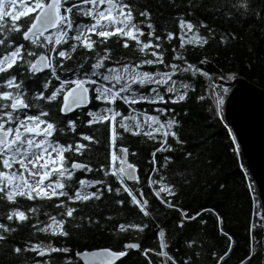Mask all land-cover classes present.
Returning <instances> with one entry per match:
<instances>
[{
    "label": "trees",
    "instance_id": "obj_1",
    "mask_svg": "<svg viewBox=\"0 0 264 264\" xmlns=\"http://www.w3.org/2000/svg\"><path fill=\"white\" fill-rule=\"evenodd\" d=\"M131 6L134 16V22L142 21L144 18L139 16V11L147 9L150 13L151 22L155 28V35L162 37V46L167 49L164 59L168 62L183 65L182 61H172V48H179L178 18L183 17L187 21H191L194 25L203 22L208 28L215 32V36L203 47L185 45V59L210 74L204 77L199 74L192 76L189 73H177L173 77L174 80L190 84L186 100L184 102L160 105L140 104L134 107L142 112L150 115H156L154 108L171 109L165 111L161 117L162 120L175 117L180 121V127L175 129L179 132V137L184 140L183 145L176 146L171 137L168 142L176 147L174 152H157L156 153V172H152V156L151 152L159 144L148 140L143 135L133 136L129 133H123L122 137L116 141V150L120 146L127 147L129 153L135 152L136 155L129 154V161L137 166L140 177V184L135 182L128 183L129 187L141 189L144 198L148 201V211L151 217H144L139 210L129 203L130 198L127 193L121 191L117 196L116 192L104 191L100 200H91L85 203L71 204L69 206L77 208L73 214L75 219L63 217L65 219L64 229L70 235L61 237L53 236L50 240L44 239V232H39L32 228L33 224L37 228H41L45 223L50 222L48 216H57L61 218L59 213L62 209L53 208L51 201L46 200H26L17 197V204H10L6 200H0V224L15 228L16 231L4 233L0 229V235L6 237L0 241V264H43L48 261L49 264H65V261H76L77 251L100 249L109 247L112 250H121L124 243H138L140 249L137 251H129V255L125 258V264H148L151 260L152 264H159L158 258L153 251L146 253L147 259L140 253L143 249H152L159 251V237L157 225L165 230V239L168 244L166 251L171 254L177 264H183L185 259L190 260V264H217L219 256L228 250L231 243V251L223 261L219 264H240L242 260L249 254L250 224H261L263 221L259 219L256 213L260 212L257 204V197L254 193V186L249 179L246 168L244 166L242 155L237 151L235 138L230 133V127L226 125L223 119V104L219 110L216 108V93L213 91V79L227 89L235 79L243 78L253 85L264 90V0H248V13L241 15L242 9L230 7L235 4L236 0H122ZM85 7H91L86 5ZM104 6L101 5V8ZM231 12L230 17H226L225 13ZM259 12V17L254 13ZM191 13V15H189ZM26 19V18H22ZM76 23L88 22V18L84 16H74ZM145 36L141 37L146 40L148 29L142 26ZM173 33L171 41L163 40L166 32ZM187 32V30H185ZM199 35H207V30L194 28ZM227 36L225 44L220 43V35ZM229 34H234L235 39ZM190 36L191 33H188ZM93 39H96L93 37ZM71 43V42H69ZM134 41H129L130 48L125 49L121 46L120 38L113 35L108 39L107 45L98 46L108 47L112 49L110 53L113 60H121V62L138 61L142 58L138 52L134 50ZM59 48L69 49L68 44L60 45ZM37 51H43L37 49ZM147 51V50H146ZM72 58L63 61V67L58 68V74L63 79L73 76L74 72L83 73L84 69L91 71V56L81 47L72 52ZM56 61L59 57L53 54ZM84 56H89L87 62L83 61ZM207 58L204 64L198 63L202 58ZM83 63V68L78 65ZM108 67H118L117 64L106 62ZM163 66H147L144 65L140 70L155 71ZM37 73L36 77H27L23 79L26 96L29 103H36L44 110L50 111L48 119L54 120L65 131L63 133L54 134L56 139L61 143L69 144L80 140L79 134L94 135L99 138L100 144H89L88 141H80L88 145L81 154L75 151L64 153L66 163L71 164L73 160L80 163L89 164L95 171L93 172H74L73 180L67 183H75L76 180L83 179H105L111 183L113 189L119 187L114 178L104 177L103 173L98 171L101 164L107 163L108 157V131L105 125L93 124L87 125L86 121L90 119L86 112L96 111L103 105L95 100L91 102L88 109L78 111L69 116L75 121V132L67 129L66 121L69 117H63L58 112V105L49 103L44 100H34L32 96L37 91H43L40 84L47 80L50 88L59 86V81L50 78V74ZM234 73V78L228 80L227 76ZM224 78L221 79L220 77ZM20 79V77H18ZM194 88V91L192 90ZM149 94V93H145ZM167 95V94H165ZM203 97V99H200ZM2 103V102H0ZM117 106L123 114H127V109L120 102ZM40 108H29L25 111L28 114H38ZM219 113V114H218ZM90 149V151H89ZM191 152V156L185 157L184 151ZM164 156L173 157V161L165 165ZM164 165V167H161ZM151 176L159 183L154 184L152 188L148 187L147 178ZM163 176L164 180L160 181ZM55 179V177H51ZM160 183L172 185L176 195L161 196L171 201L175 207H165L153 195V190L158 189ZM79 186L78 184L76 185ZM95 188H89L88 191H95ZM138 196V193H134ZM61 199H64L63 197ZM117 199L124 200L123 205L115 203ZM19 207L26 210L28 207L38 209L35 213H28L29 220L17 222L15 219L9 221L6 214L12 208ZM176 209H181L186 216H195V219H186L181 217V213ZM196 213H199L197 216ZM217 214L221 217V221H217ZM112 219H106V217ZM87 217V219H85ZM39 221V223H37ZM182 221L183 226H178ZM203 221V222H201ZM124 223H145L147 227L142 232L134 229H127L124 233H116L117 225ZM221 229L223 233L221 234ZM252 256L251 259L245 261V264H263V237L264 228L255 227L252 229ZM231 237L229 241L228 237ZM42 240L51 242L56 247H68V253L55 252L46 257L37 256L36 252L23 251L29 243H37ZM261 241L262 243H257ZM191 243V247L188 244ZM19 247L22 251L17 254L12 249ZM198 253V255H197ZM213 253L216 255L214 256ZM171 264V262H169Z\"/></svg>",
    "mask_w": 264,
    "mask_h": 264
},
{
    "label": "snow or ice",
    "instance_id": "obj_2",
    "mask_svg": "<svg viewBox=\"0 0 264 264\" xmlns=\"http://www.w3.org/2000/svg\"><path fill=\"white\" fill-rule=\"evenodd\" d=\"M172 3V0H169ZM90 5L91 7H85ZM101 5L104 7L101 8ZM230 7L237 10H243L241 15L248 13V0H236ZM259 17L260 13L255 12ZM84 16L88 22L76 23L74 16ZM191 15V13H189ZM226 17L231 16V12L225 13ZM142 21L134 22L132 8L122 0H0V200H6L10 204H17V197L26 200H46L52 202V207L62 209L59 213L61 218L45 213L50 222L45 223L43 227L37 228L36 224L32 228L39 232H51L53 236L68 237L70 233L64 229L65 219L69 217L75 219L74 213L77 208L69 206L71 204L85 203L91 200H100L104 191L116 192L119 196L121 191L127 193L130 198L129 203L134 205L144 217H151L148 211V201L144 198L139 187L131 188L126 181H133L140 184V177L137 175V166L129 162L128 156H135L136 153H129V149L120 146L116 150V141L122 137L123 133H129L133 136L143 135L148 140L159 144L151 152L152 172H156V153L174 152L176 147L168 142L171 137L176 146L183 145L184 140L179 137L178 129L180 121L175 117L162 120L161 117L165 111L171 109L154 108L156 115H150L147 112L137 110L136 105H160L167 103L184 102L190 84L182 81L177 87V81L173 79L177 73H189L192 76L197 74L209 77L210 74L189 63L184 56L185 45L199 46L203 48L210 39L215 36L213 29L208 28L202 21L194 25L191 21L185 20L182 16L178 18V27L180 33L179 48H172V61H182L183 65L168 62L164 59L165 52L162 46V37L155 35V28L151 22V13L144 9L139 11ZM22 18H26L23 19ZM142 26L148 29L146 40ZM196 28L207 30V35H199ZM187 30V32L185 31ZM188 33H191L189 36ZM113 35L120 38L121 46L129 49V41H134V50L142 58L138 61L121 62L113 60L111 56L112 49L98 46L107 45L108 39ZM235 39L234 34H229ZM95 37L96 39H93ZM173 33L168 31L163 36V40L171 41ZM71 42V43H69ZM227 36L220 35V43L225 44ZM68 44L69 49L64 50L58 46ZM78 47L91 53V71L84 69L83 73L74 72L73 76L63 79L59 76L57 69L63 67V61L72 58V52ZM42 49L43 51H37ZM147 50V51H146ZM59 57V61L53 56ZM89 56H84L83 61L87 62ZM106 62L117 64L118 67H108ZM207 58H202L198 63L204 64ZM163 66L164 70L157 67L155 71L140 70L142 66ZM83 68V63L78 65ZM50 74L51 79L59 81V86L49 87V82L45 80L40 84L43 91H37L32 99L44 100L58 105V112L66 116L73 113L76 109L85 108L93 100L103 105L96 111H87L86 115L90 117L86 121L87 125L99 124L105 125L108 131V157L107 163L101 164L98 171L102 172L104 177H113L119 187L113 189L111 183L105 179H83L80 178L75 183H67L73 180V174L77 170L84 172H93V169L87 163H79L73 160L70 165L66 163L65 152L75 151L81 154L88 145L80 141H88L89 144H100L99 138L94 135L80 133V140L73 143L64 144L56 139L54 134L63 133L65 129L60 127L54 120L48 119L49 110H44L36 103H29L26 96L23 79L27 77H36L37 73ZM234 73L227 76L228 80L234 78ZM20 77V79H18ZM221 79L224 77L221 76ZM194 91V88H192ZM215 91V89H213ZM226 92L227 89H224ZM149 94H145V93ZM167 94V95H165ZM203 99V97H200ZM120 102L127 109V114H123L117 106ZM224 103L219 96L216 98V108ZM40 108L38 114H28L26 109ZM219 114V113H218ZM67 129L75 132L76 124L72 118L66 121ZM235 142V141H234ZM90 151V149H89ZM184 156H191V152L184 151ZM165 165L173 161V157L164 156ZM161 167H164L162 165ZM55 179H51V177ZM148 187L152 188L159 181L151 176L147 178ZM164 177H160L163 181ZM79 185L78 187L76 185ZM89 188H95V191H88ZM139 194V198L136 194ZM165 196H175L176 192L172 185L160 183L158 189L153 190V195L165 207H175L171 201L165 200ZM64 199H61V198ZM118 205H123L124 200L117 199ZM181 213L182 218L195 219V216H186L181 209H176ZM38 209L28 207L21 210L19 207L12 208L6 214V218L11 221L15 219L18 223L29 220L28 213H35ZM198 216L199 213H196ZM261 221H264V215L256 213ZM217 221L221 217L217 214ZM87 219V217H85ZM112 219V217H106ZM203 222V221H201ZM39 223V221H37ZM178 226H183L182 221ZM147 224L140 223H121L117 225L116 233H124L131 228L142 232ZM255 227L264 228V223H252L249 227L250 248L249 254L240 264L251 259L252 252V229ZM159 237V251L152 249H143L141 255L147 259L146 253L153 251L160 258L159 264H177V260L169 254L166 249L168 244L165 239V230L157 225ZM0 229L4 233L16 231L15 228L0 224ZM221 234L223 233L221 229ZM4 235H0V241L5 240ZM231 241V237H228ZM257 243H262L257 241ZM191 247V243L188 244ZM264 247V243H262ZM138 243H124L121 250H112L104 247L94 251H77L75 253L78 260L83 264H125V258L129 255V250H139ZM15 253L19 254L22 249L13 247ZM23 251L36 252L37 256H45L48 253L62 252L68 253V247L41 246L32 244L26 246ZM231 251V243L228 250L219 256V261H223ZM198 255V253H197ZM215 256L216 254L213 253ZM39 264V262H37ZM43 264H49L46 260ZM65 264H77L76 261H65ZM148 264H152L149 260ZM183 264H190L189 259H185Z\"/></svg>",
    "mask_w": 264,
    "mask_h": 264
},
{
    "label": "water",
    "instance_id": "obj_3",
    "mask_svg": "<svg viewBox=\"0 0 264 264\" xmlns=\"http://www.w3.org/2000/svg\"><path fill=\"white\" fill-rule=\"evenodd\" d=\"M228 86L231 89L223 106V118L231 129L230 133L235 138L238 152L242 155L247 174L255 188L256 205L260 208L259 214L264 215V90L243 78L235 79ZM90 105L91 103L85 108L76 109L73 113L62 116L69 117L78 111L88 109ZM137 175L139 176L138 169ZM80 261L83 264V261Z\"/></svg>",
    "mask_w": 264,
    "mask_h": 264
},
{
    "label": "rangeland",
    "instance_id": "obj_4",
    "mask_svg": "<svg viewBox=\"0 0 264 264\" xmlns=\"http://www.w3.org/2000/svg\"><path fill=\"white\" fill-rule=\"evenodd\" d=\"M178 83L179 82H177V87H179V84ZM52 237H53V235L51 234V232H44V239L46 238V239L50 240ZM29 244L30 245H32V244H38V245H41V246H48L49 244H51V246L56 247L54 244H52L51 242L49 243L46 240H42V241L37 242V243L30 242Z\"/></svg>",
    "mask_w": 264,
    "mask_h": 264
},
{
    "label": "built area",
    "instance_id": "obj_5",
    "mask_svg": "<svg viewBox=\"0 0 264 264\" xmlns=\"http://www.w3.org/2000/svg\"><path fill=\"white\" fill-rule=\"evenodd\" d=\"M217 94L223 99V101H225V99L227 98V94L222 86L217 85Z\"/></svg>",
    "mask_w": 264,
    "mask_h": 264
},
{
    "label": "bare ground",
    "instance_id": "obj_6",
    "mask_svg": "<svg viewBox=\"0 0 264 264\" xmlns=\"http://www.w3.org/2000/svg\"><path fill=\"white\" fill-rule=\"evenodd\" d=\"M213 86H214V89H215V93H216V96H218V94H217V85H219V86H222L219 82H218V80L217 79H213ZM223 87V89H225V87L224 86H222ZM230 89H231V87H227V91H226V94H227V96H228V94H229V91H230ZM224 106V105H223Z\"/></svg>",
    "mask_w": 264,
    "mask_h": 264
},
{
    "label": "crops",
    "instance_id": "obj_7",
    "mask_svg": "<svg viewBox=\"0 0 264 264\" xmlns=\"http://www.w3.org/2000/svg\"><path fill=\"white\" fill-rule=\"evenodd\" d=\"M92 250H95V249H92ZM84 251H85V250H84ZM87 251H90V250H87ZM130 251H131V250H130ZM136 251H137V250H136ZM50 254H51V253H50ZM50 254H49V255H50ZM75 256H76V255H75ZM45 257H46V256H45ZM76 258H77V257H76ZM79 261H80V260H79ZM80 263H81V261H80ZM81 264H82V263H81Z\"/></svg>",
    "mask_w": 264,
    "mask_h": 264
}]
</instances>
